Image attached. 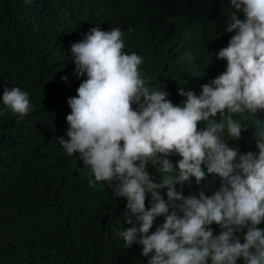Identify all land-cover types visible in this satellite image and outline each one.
Segmentation results:
<instances>
[{
  "label": "clouds",
  "instance_id": "9594fccd",
  "mask_svg": "<svg viewBox=\"0 0 264 264\" xmlns=\"http://www.w3.org/2000/svg\"><path fill=\"white\" fill-rule=\"evenodd\" d=\"M228 9L224 31H235L215 53L225 70L199 94L185 80L173 82L174 92L153 86L143 57L123 51L118 26L84 25L61 41L85 79L67 99L68 127L56 140L94 177L90 186L105 182L126 199L131 226L118 235L127 252L141 247L140 259L114 264H264V228L257 227L264 221V0H229ZM1 90L0 113L29 112L27 91L4 80ZM250 123L257 151L238 155L228 142ZM206 173L219 177V187L190 193ZM157 217L163 221L149 233Z\"/></svg>",
  "mask_w": 264,
  "mask_h": 264
},
{
  "label": "trees",
  "instance_id": "16d2710c",
  "mask_svg": "<svg viewBox=\"0 0 264 264\" xmlns=\"http://www.w3.org/2000/svg\"><path fill=\"white\" fill-rule=\"evenodd\" d=\"M228 7L229 0H33L31 6L0 0V81L30 99L22 118L0 113V264H114L142 256L141 247L127 252L118 235L131 226L126 199L105 182L90 186L94 177L56 140L68 127L67 99L85 79L74 74L62 39L73 30L68 41L74 39L84 25L118 26L125 33L123 51L143 57L141 70L153 86L174 92L173 82L185 80L199 94L225 70L215 53L235 31H224ZM255 140L250 123L228 143L239 155L257 151ZM219 183L206 173L189 192L210 195ZM162 221L157 217L149 233ZM211 227L215 234L218 226Z\"/></svg>",
  "mask_w": 264,
  "mask_h": 264
}]
</instances>
